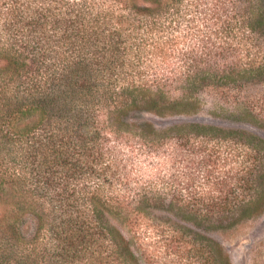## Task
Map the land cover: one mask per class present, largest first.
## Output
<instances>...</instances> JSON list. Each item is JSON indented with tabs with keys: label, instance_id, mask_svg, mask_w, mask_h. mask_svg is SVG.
<instances>
[{
	"label": "trees",
	"instance_id": "obj_1",
	"mask_svg": "<svg viewBox=\"0 0 264 264\" xmlns=\"http://www.w3.org/2000/svg\"><path fill=\"white\" fill-rule=\"evenodd\" d=\"M263 82L264 0H0V264H150L149 226L175 264H230L199 228L264 208V140L154 118L196 115L208 92L206 112L264 128L238 100ZM174 137L248 165L211 183L219 195L172 178L128 195L118 147Z\"/></svg>",
	"mask_w": 264,
	"mask_h": 264
},
{
	"label": "rangeland",
	"instance_id": "obj_2",
	"mask_svg": "<svg viewBox=\"0 0 264 264\" xmlns=\"http://www.w3.org/2000/svg\"><path fill=\"white\" fill-rule=\"evenodd\" d=\"M211 96L212 94L208 92L201 94L202 110L196 115L176 118L166 117L164 119L157 117L154 119L161 126L180 120L199 121L223 128H236L264 140V128L259 127L257 124L245 120L241 122L230 121L227 118L212 115L203 110L213 100ZM238 100L245 102L256 122L264 124V82L244 86L240 91V96L238 95ZM199 140L197 139V142L189 144H178V138H169L157 150L141 147V144L138 143L118 147L120 152L127 153L129 157L130 164L126 167L127 170L131 171L128 195L135 192L140 183L148 180H156L158 186L163 185L161 190L165 191L170 185L169 181L166 180L170 178L174 180V183L168 189L174 192L180 190L181 196L204 195L207 192L219 195L220 191L208 189L209 186H212L211 183L216 179V181H220L222 174L228 173L231 168L230 165H232V171L238 169L243 171L244 166L248 164L240 166L241 163L239 162L235 164L228 163L227 151L223 147L214 149L217 153L215 152L214 156L207 157L208 150L213 145L207 143L206 148L199 147ZM91 182L94 184L96 181L93 179L89 183ZM114 188L118 189V184L114 185L112 189L104 185V190L108 194ZM116 193L123 194L122 192ZM168 198L169 195L166 196V199ZM159 229V227L149 226L145 233L147 245L149 246L150 264H154V262L156 264H175L174 261H169L170 257L167 256L161 246L164 245V242L161 236L159 237ZM199 231L219 244L223 253L227 255L230 264H264V208L260 213L244 218L232 227L199 228Z\"/></svg>",
	"mask_w": 264,
	"mask_h": 264
}]
</instances>
